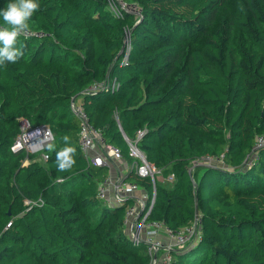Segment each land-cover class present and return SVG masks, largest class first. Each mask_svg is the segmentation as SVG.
<instances>
[{
    "label": "trees",
    "instance_id": "obj_1",
    "mask_svg": "<svg viewBox=\"0 0 264 264\" xmlns=\"http://www.w3.org/2000/svg\"><path fill=\"white\" fill-rule=\"evenodd\" d=\"M124 1L141 17H116L109 0H39L23 56L0 68V264H151L125 206L97 197L108 168L85 157L74 99L129 163L124 134L147 130L139 148L175 176L157 182L150 222L201 219L171 264H264V0ZM108 79L115 92L87 93ZM21 120L51 131L42 154L12 152ZM65 135L76 164L60 172ZM127 180L153 194L150 179Z\"/></svg>",
    "mask_w": 264,
    "mask_h": 264
},
{
    "label": "built area",
    "instance_id": "obj_2",
    "mask_svg": "<svg viewBox=\"0 0 264 264\" xmlns=\"http://www.w3.org/2000/svg\"><path fill=\"white\" fill-rule=\"evenodd\" d=\"M109 10L113 14L122 18L125 13L141 17V9L135 5L125 2L124 0H109ZM30 35L29 32L25 33ZM126 55L123 63L126 64L129 59V53L132 45L130 38L126 42ZM118 89L116 80L108 79L99 83L93 84L87 93H96L100 91L115 92ZM72 112L80 121L79 143L89 163L96 167L108 168V176L101 182L98 188L97 197L103 202H107L109 206H125V223L127 233L133 240L134 244L146 245V252L150 257L151 264H171L173 261V252L187 248L196 240L201 239V219L196 218V221L189 226L178 230H172L168 226L159 222H150L149 216L152 214L156 205L158 179L163 176L162 170L155 164L148 161L147 155L142 151L138 144L146 135L147 130L137 132L135 141H132L124 134V139L129 146V157L131 162L127 166L126 172L117 171L116 178L112 177V169L118 163L125 162V158L121 150L105 140L103 133L95 128L90 122L88 115L79 101H72ZM53 139L51 131L45 127L33 128L28 120L20 121V133L16 138L12 152L19 153L26 151L35 153L40 144H47ZM46 146V145H45ZM44 146V147H45ZM264 146V136L257 139V148ZM43 147V149H44ZM46 161L47 155L42 156ZM210 160V159H208ZM134 172L142 179H150L153 184V194H150L146 188L127 180L128 175ZM169 183L175 181L173 174L166 179ZM27 204H30L29 202ZM11 223L8 224V227ZM166 235L171 240L169 245H166L160 238V235ZM164 252L161 262H158L160 252Z\"/></svg>",
    "mask_w": 264,
    "mask_h": 264
},
{
    "label": "clouds",
    "instance_id": "obj_3",
    "mask_svg": "<svg viewBox=\"0 0 264 264\" xmlns=\"http://www.w3.org/2000/svg\"><path fill=\"white\" fill-rule=\"evenodd\" d=\"M40 10L39 0H10L7 6L0 9V17L5 26H0V68L6 62L15 63L23 51L17 47L18 37L30 30L29 21ZM64 146L56 151V167L60 172L69 171L76 164V148L71 145L70 137L63 136ZM48 151H55L54 144H48Z\"/></svg>",
    "mask_w": 264,
    "mask_h": 264
},
{
    "label": "crops",
    "instance_id": "obj_4",
    "mask_svg": "<svg viewBox=\"0 0 264 264\" xmlns=\"http://www.w3.org/2000/svg\"><path fill=\"white\" fill-rule=\"evenodd\" d=\"M124 160H125V162H122L120 164L117 163L115 165V167H113V169H112V177L113 178H116V176L118 175L117 171H120V172L121 171L122 172H126L127 171V166L129 164V162L126 159H124ZM160 238L166 245H169L171 243V240L168 239L166 235L161 234Z\"/></svg>",
    "mask_w": 264,
    "mask_h": 264
},
{
    "label": "rangeland",
    "instance_id": "obj_5",
    "mask_svg": "<svg viewBox=\"0 0 264 264\" xmlns=\"http://www.w3.org/2000/svg\"><path fill=\"white\" fill-rule=\"evenodd\" d=\"M46 145V144H45ZM44 144H40L36 149H39V151H37V152H35V153H31V154H38V155H40V154H42V152H43V147L45 146ZM42 159H43V157H42ZM198 163L200 164V160H198L197 162H196V164H195V166L196 165H198ZM167 179V177H165V176H162L161 178H159L158 179V182H163L164 184L165 183H167L168 181L166 180ZM163 255H164V252L162 251V252H160L159 253V258H158V262H161V259H162V257H163ZM158 264V263H157ZM161 264V263H160Z\"/></svg>",
    "mask_w": 264,
    "mask_h": 264
},
{
    "label": "water",
    "instance_id": "obj_6",
    "mask_svg": "<svg viewBox=\"0 0 264 264\" xmlns=\"http://www.w3.org/2000/svg\"><path fill=\"white\" fill-rule=\"evenodd\" d=\"M257 150H258V148H257V149H255V150H254V152H256Z\"/></svg>",
    "mask_w": 264,
    "mask_h": 264
}]
</instances>
